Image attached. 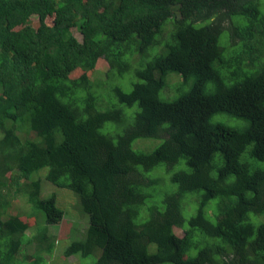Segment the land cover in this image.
Here are the masks:
<instances>
[{"label":"trees","instance_id":"16d2710c","mask_svg":"<svg viewBox=\"0 0 264 264\" xmlns=\"http://www.w3.org/2000/svg\"><path fill=\"white\" fill-rule=\"evenodd\" d=\"M261 6L0 0V264H56L65 210L44 178L87 218L61 258L264 264Z\"/></svg>","mask_w":264,"mask_h":264},{"label":"rangeland","instance_id":"374dc122","mask_svg":"<svg viewBox=\"0 0 264 264\" xmlns=\"http://www.w3.org/2000/svg\"><path fill=\"white\" fill-rule=\"evenodd\" d=\"M261 9L262 11H264V6L263 7L261 6ZM236 18L237 17H234L232 21L234 22ZM34 20H36V18H34ZM72 31L78 39H81V33L78 28L74 27ZM224 34L222 35V39H221V41L223 42H224V38H223ZM107 68H108L107 62L103 58H100L99 61L97 62L94 77L100 76V73H104ZM173 80H176V77H173ZM161 93H163V90ZM171 95H177V93L174 92ZM231 120L235 121L234 118H231ZM160 142H161V139H156V138L151 139V140L150 139L149 140H135L133 142V147L138 148V146H141V147L146 148L147 149L146 151H150L151 149L156 147L158 144H160ZM46 170H43L44 171L43 173H45ZM33 175L36 176L35 174ZM41 190H42L41 194L43 196L51 192L55 193L58 199V205L63 207L65 210L64 217L59 224L48 225V232L52 233L53 235H55L56 237L60 239L54 250L55 262L56 264H78L77 257L69 256L66 259L61 258V255L63 254L62 253L63 248L66 247V245L70 242V239H72L70 238V236L79 235V233H82L83 230L87 226L86 216L78 214L77 208L74 207V205L76 204L77 206V203H78L77 196L71 190L60 189V188L54 187L45 178L42 180ZM16 201H17V205L19 208H17L18 210H14V212L15 211H21V212L35 211L32 204L28 203L24 197L20 196L17 198ZM38 221L42 222V220L39 217H38ZM37 230H38V225L37 226L32 225L29 229H27L26 233L29 235V237H32V235L35 234ZM177 232H180V231L177 230ZM35 244L36 243L33 241L32 243L30 244L26 243L24 244L23 247H21L22 248L20 250L21 259L25 255V254H22L23 248L25 247V251L28 253H31L35 249L34 248ZM47 264H53V259H48Z\"/></svg>","mask_w":264,"mask_h":264}]
</instances>
